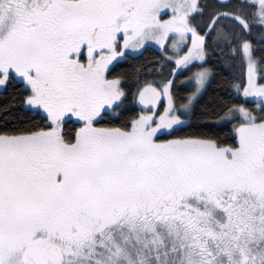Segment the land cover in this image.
Returning a JSON list of instances; mask_svg holds the SVG:
<instances>
[{"label":"snow or ice","instance_id":"6c2138e0","mask_svg":"<svg viewBox=\"0 0 264 264\" xmlns=\"http://www.w3.org/2000/svg\"><path fill=\"white\" fill-rule=\"evenodd\" d=\"M0 264H264V0H0Z\"/></svg>","mask_w":264,"mask_h":264},{"label":"trees","instance_id":"16d2710c","mask_svg":"<svg viewBox=\"0 0 264 264\" xmlns=\"http://www.w3.org/2000/svg\"><path fill=\"white\" fill-rule=\"evenodd\" d=\"M6 102V97L4 94H0V104L5 103Z\"/></svg>","mask_w":264,"mask_h":264}]
</instances>
